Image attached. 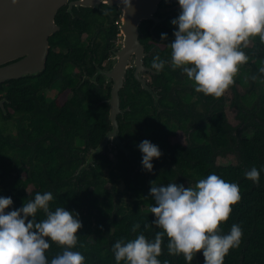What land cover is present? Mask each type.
<instances>
[{"label": "flooded vegetation", "instance_id": "obj_1", "mask_svg": "<svg viewBox=\"0 0 264 264\" xmlns=\"http://www.w3.org/2000/svg\"><path fill=\"white\" fill-rule=\"evenodd\" d=\"M154 3L155 0H131V8H127L122 0H67L61 5L55 18L60 30L50 37L51 41L58 35V41L50 43L54 62L51 75L47 77L53 76L51 85L46 88L45 79L39 86H32L37 82L30 81L31 83L20 87H23L22 91L30 89L31 98L36 104L34 112L30 115L24 111H15L16 105L9 98L8 87L35 77H22L0 84V135L3 139L9 143L19 139L22 144L28 142L24 131L19 130V125L34 124L32 119L36 115L34 113H37L47 116L50 124H60V137L51 133V138H54L57 146H61L66 123L57 120V115L49 107L50 104L54 105L53 102L61 92V105L69 104L81 112L86 110L85 105L88 104L91 108L103 105L111 125L110 100L116 80L121 78L123 85L119 91L120 110L117 115L121 143L111 144L106 153H109V157H128V164L120 169L129 172L135 170L138 179L147 176L149 172L142 166L143 154L138 146L142 141L149 140L162 152L159 159L152 161L153 168L157 172H163V176L166 173L173 174L172 178L162 182L157 179V186L182 184L181 182L185 187L194 186V179L183 172L174 157L180 162L194 164L192 156L188 154L191 147L211 144L215 150L212 126L216 124L221 111L232 127L231 136L239 138L240 131L247 123H241L237 114L239 109L244 115L252 109L244 97L250 95L253 88V65L257 55L263 56V44L251 42L244 49L249 56L248 63L241 66L234 86L221 98L198 93L194 90V82L181 69L173 70L170 66L169 43L174 40V31L178 30L171 21L180 13L179 3L162 0L152 13ZM162 33L167 34V40H162ZM157 55L167 62L160 72L151 67L153 58ZM89 96H95L97 101L91 103ZM130 100L137 104L135 111L143 120L139 123L141 125L137 123L139 120L129 116L133 113ZM259 104L260 99L254 101L255 108ZM59 106L60 104L54 105L52 109H58ZM230 111L233 113L232 118ZM149 122L152 124L147 127ZM96 147L89 137L82 142L73 141L66 147L64 154L76 158L80 156L81 164ZM235 148L236 146L233 147ZM229 156L235 158L236 155L230 154L227 157ZM1 162L0 156V191H3L8 181L7 175L17 176L18 173L5 168ZM158 168L161 169L158 171ZM27 176V172L21 173V178L25 179ZM126 179L120 180L117 187L122 192L128 191ZM27 189L36 191L35 186ZM124 197L127 198L128 195ZM89 207L85 204L84 211Z\"/></svg>", "mask_w": 264, "mask_h": 264}, {"label": "trees", "instance_id": "obj_2", "mask_svg": "<svg viewBox=\"0 0 264 264\" xmlns=\"http://www.w3.org/2000/svg\"><path fill=\"white\" fill-rule=\"evenodd\" d=\"M54 41H58V35L54 36L50 43ZM252 42L262 45L258 38ZM257 56L252 74V77L257 78L255 80L251 78L253 88L250 95L244 97L247 103L251 104L252 109L247 115H244L240 109L237 114L241 123L244 121L247 123L240 131L239 138L231 136L232 127L227 123L225 113L221 111L216 124L212 126L214 133L212 142L215 150L211 144L191 147L188 154L192 156L194 164L180 162L174 157L183 172L194 179V183L210 174H216L229 183L239 185L242 199L232 206L230 218L221 224V232L228 234L231 226L237 224L242 229L243 236L239 247L231 249L226 255L224 264H264V74L259 73V68L264 67V44L263 56ZM53 62V56L49 51L43 73L32 76L35 77L34 79L14 83L8 87L9 98L16 105L15 111H24L30 115L34 112L36 104L31 98V91L29 88L22 91V88L25 84L31 83L30 81L37 82L32 86H39L45 79H47L45 87L50 86L53 76H47L51 75ZM21 86L23 87L20 89ZM61 94L62 92L53 102L55 106L60 104L58 109L56 107L52 109L54 105H49L57 115V120L66 123L63 128L64 142L61 146H57L54 138H51V133L60 137L59 134L62 132L60 124H50L47 116L37 113H34L36 115L32 119L34 124L19 125V130L24 131L28 140L25 144H22L21 139L9 143L0 135L1 163L5 168L18 173L17 176L6 173L8 181L5 190L0 191V197L13 198V205L6 210L11 211L21 208L24 202L34 199L37 193L51 192L53 200L49 203L50 210L64 207L74 212L73 215L78 214L82 222L83 227L78 232V244L73 251H80L85 256V264H116L112 249L117 241L127 242L140 233L154 240L156 232L162 231L154 224L150 230L144 228L146 223L152 224L155 219L150 211L151 206H155V201L149 194L152 186L150 182L154 181L157 185V179L162 182L172 178L173 174L166 173L163 176V172H157L153 168L147 176L136 179L135 170L129 172L120 169L121 166L128 164L129 158L121 155L109 157V153H106L109 147L105 154L95 157L89 169L78 173L79 168L85 165L87 160L80 164V156L76 158L64 154L67 151L66 147L73 141L82 142L89 137L96 147L111 129V125L103 105L91 108L88 104L85 105L86 110L81 112L69 104L61 105ZM95 98V96L88 97L91 103L97 101ZM257 99H260V104L255 108L254 101ZM130 102L133 113L129 116L139 120L137 122L139 124L143 120L136 114L137 104L133 100ZM151 124L149 122L147 127ZM159 132L163 133L162 130ZM20 137L23 138V135ZM235 146L236 148L233 149ZM230 154H235L237 161L221 164V159L228 158ZM253 167L260 173L258 184L245 176V173ZM22 172L28 174L25 179L21 178ZM127 172H129L128 179H126ZM124 178L127 180L128 191L122 192L117 187L119 181ZM31 186H35L36 191L27 189ZM126 194L127 198L124 197ZM85 204L90 206L86 211L83 209ZM44 218L43 211H38L37 222ZM135 223H139L141 227L134 233L132 227ZM167 243L168 239L165 236L163 253L158 259L161 262L167 260L169 264H188L183 255H169ZM62 251L60 246L51 243V248L46 253L49 262ZM192 264H204L203 254L198 253Z\"/></svg>", "mask_w": 264, "mask_h": 264}, {"label": "clouds", "instance_id": "obj_3", "mask_svg": "<svg viewBox=\"0 0 264 264\" xmlns=\"http://www.w3.org/2000/svg\"><path fill=\"white\" fill-rule=\"evenodd\" d=\"M18 0H12L16 4ZM131 8V0H122ZM180 13L171 23L174 40L170 66L181 69L194 90L206 96L221 98L235 84L241 66L248 63L244 51L252 40L258 38L264 44V0H178ZM167 40V34H161ZM166 61L159 55L153 58L151 67L160 72ZM264 74V67L259 68ZM257 77L253 76L255 80ZM247 82V80L245 81ZM142 166L153 170L154 159L162 152L149 140L139 144ZM247 179L259 183L260 173L252 168L245 173ZM149 194L155 201L150 211L154 224L162 229L154 240L143 233L134 239L117 241L113 246L116 264H169L158 257L163 253L165 236L169 255H183L188 264L202 253L204 264H224L231 249L239 247L243 232L233 224L228 234H222L221 224L227 222L232 206L242 199L239 185L229 183L216 174L200 179L194 186L169 183L157 186L150 182ZM51 192L37 193L16 210L6 211L13 205L11 197H0V264H85V256L73 251L78 244V232L83 227L78 214L57 207L50 210ZM45 218L37 222L38 211ZM31 217V219H29ZM141 225L135 223V233ZM63 251L50 262L46 253L51 243Z\"/></svg>", "mask_w": 264, "mask_h": 264}, {"label": "water", "instance_id": "obj_4", "mask_svg": "<svg viewBox=\"0 0 264 264\" xmlns=\"http://www.w3.org/2000/svg\"><path fill=\"white\" fill-rule=\"evenodd\" d=\"M66 1L18 0L13 4L12 0H0V84L12 79L37 76L45 71L50 37L60 30L55 22L57 10ZM161 1L155 0L152 13ZM137 35L138 29V42ZM9 62L12 63L4 66ZM122 85L121 78L116 80L112 91L111 129L101 143L87 155V163L79 168L78 173L89 169L95 157L105 154L109 145L121 143L117 115L120 110L119 91Z\"/></svg>", "mask_w": 264, "mask_h": 264}, {"label": "rangeland", "instance_id": "obj_5", "mask_svg": "<svg viewBox=\"0 0 264 264\" xmlns=\"http://www.w3.org/2000/svg\"><path fill=\"white\" fill-rule=\"evenodd\" d=\"M232 116H233V113L230 111V117L232 118ZM180 137V136H179ZM237 160L234 158V157H232V156H230V157H228V158H226V159H224V160H222L221 159V164H227V163H234V162H236Z\"/></svg>", "mask_w": 264, "mask_h": 264}]
</instances>
